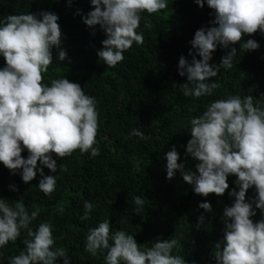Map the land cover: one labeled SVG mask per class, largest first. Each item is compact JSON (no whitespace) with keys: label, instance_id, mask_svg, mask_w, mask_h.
Masks as SVG:
<instances>
[{"label":"clouds","instance_id":"obj_1","mask_svg":"<svg viewBox=\"0 0 264 264\" xmlns=\"http://www.w3.org/2000/svg\"><path fill=\"white\" fill-rule=\"evenodd\" d=\"M194 2L198 7L210 8L214 19L208 27L194 32L189 41L191 60L183 55L178 59L177 73L187 77V82L179 85L186 97L212 93L217 84L209 82V78L216 77L221 68L232 67L237 49L231 45L240 41L242 34L257 30L264 34V0ZM167 4L168 0H90L91 10L81 20L89 28L99 26L106 37L97 57L109 67L122 61L124 51L133 42L143 43V33L137 31L141 13H155ZM57 21L52 12H21L0 19V57L5 62L0 67V164L12 173L19 170L24 183L39 173L37 188L45 195L54 191L57 178L44 175L37 161L56 172L53 154L61 158L76 149L82 154L88 151L90 156L99 154V148L94 146L98 127L95 98L63 76L48 84L41 82L42 73L52 63L51 49L57 48L58 60L63 61L66 56L59 48L62 33ZM217 46L229 50L219 64H209ZM258 47L254 39L240 43L244 51ZM253 99L251 95L216 99L190 119V139L184 147L185 155L196 161L194 171L177 162L175 145L164 154L166 179L179 173L193 193L201 196L224 194L229 188L228 175L236 177L234 184L238 190L228 192L234 199L223 209V235L214 245L215 264H264V106L259 100L254 104ZM129 136L146 139L139 127L132 128ZM24 150L26 157L21 156ZM249 188L254 189L255 196L246 200ZM132 199L140 210L145 199L140 195ZM83 207L80 219L87 220L93 205L85 201ZM198 207L211 211L207 200ZM257 210L261 218L253 222ZM35 217L36 212L29 213L22 202L10 203L0 198V247L15 241L22 230L26 234L23 250L10 256L8 264H57L58 258L62 264H70L66 250L54 247L49 222L30 226ZM203 220L202 215L198 217L197 227ZM177 243V239L171 238L156 240L150 246L138 245L126 231H110L106 218L88 228L84 249L93 256L104 253L105 264H189L181 255L173 254Z\"/></svg>","mask_w":264,"mask_h":264},{"label":"trees","instance_id":"obj_2","mask_svg":"<svg viewBox=\"0 0 264 264\" xmlns=\"http://www.w3.org/2000/svg\"><path fill=\"white\" fill-rule=\"evenodd\" d=\"M91 7L90 0H0V19L21 12L57 15L62 33L59 48L66 56L58 60L57 48L51 49L52 63L42 73L41 82L48 84L63 76L95 98L98 127L94 146L99 148L97 156H90L88 151L82 154L78 149L61 158L53 154L56 172L37 161L44 175L57 178L54 191L48 195L37 188L39 173L24 183L19 170L12 173L0 164V198L10 203L20 201L29 213L35 211L30 225L33 228L49 222L54 247L66 250L70 264H105L104 253L93 256L85 251L84 243L88 228L106 218L110 231L124 230L138 245L175 238L178 243L173 254L181 255L189 264H215L214 245L222 239L223 209L234 199L228 192L238 190L236 177L228 175L229 188L224 194L201 196L193 193L179 173L166 179L164 154L175 145L177 162L194 171L196 161L185 155L184 147L190 139L189 121L193 116L200 115L213 100L229 95H251L254 104L259 100L264 106V34L258 30L242 34L241 40L231 45L237 49L232 67L221 68L216 77L209 78L217 84L212 93L186 97L179 85L186 83L187 77L178 75V59L183 55L191 60L189 41L197 29L208 27L214 19L210 8L198 7L194 0H168L163 10L142 12L137 31L143 33V43L133 42L124 51V59L109 67L96 55L106 38L104 33L99 26L89 28L81 20ZM247 39H254L259 47L240 49V43ZM228 50L217 46L209 64H219ZM192 52L195 54L194 49ZM4 63L0 57V67ZM134 127L141 128L146 139L129 136ZM21 156L26 157L27 151ZM134 195L145 199L140 210L133 203ZM254 196L253 188L246 190V200ZM205 200L211 206L209 212L198 207ZM85 201L93 208L89 218L82 220ZM201 215L204 220L197 227ZM260 218L257 210L253 222ZM25 238L22 230L15 241L0 247V264H8L10 256L23 250ZM57 264H62L60 258Z\"/></svg>","mask_w":264,"mask_h":264}]
</instances>
